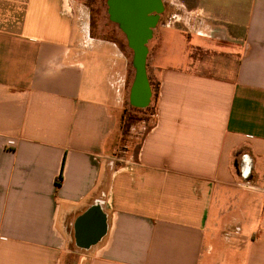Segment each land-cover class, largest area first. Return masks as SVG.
Masks as SVG:
<instances>
[{
	"label": "crops",
	"instance_id": "obj_1",
	"mask_svg": "<svg viewBox=\"0 0 264 264\" xmlns=\"http://www.w3.org/2000/svg\"><path fill=\"white\" fill-rule=\"evenodd\" d=\"M179 6L168 28L202 43L166 67L160 34L147 48L156 113L135 147L127 59L83 3L0 0V264H264V0Z\"/></svg>",
	"mask_w": 264,
	"mask_h": 264
},
{
	"label": "rangeland",
	"instance_id": "obj_2",
	"mask_svg": "<svg viewBox=\"0 0 264 264\" xmlns=\"http://www.w3.org/2000/svg\"><path fill=\"white\" fill-rule=\"evenodd\" d=\"M83 3V6L89 11L90 23H91V34L92 36L100 39H104L115 43L121 53L127 59V67L129 68V77L127 83L133 79L134 70L131 66L132 51L128 48L126 40L118 30L117 26L108 20L106 15L105 6L102 1L98 0H78ZM172 4L171 10L176 16L177 22H173L170 28L180 25L182 21L181 12L183 8L179 6L178 0H167L166 2ZM167 6V5H166ZM166 17L162 18V21H158L155 29L153 30V35L151 40L147 43V48L153 43V39L157 35L162 36L161 45L158 50V55L155 64L166 67L169 65L177 66L180 63H185L187 61V55L190 56L191 46L195 45L197 42L196 38L191 37L189 40L183 36L178 29H170L167 27L169 20L167 13ZM189 20L186 22L188 23ZM189 46V47H188ZM203 48H213L207 44L202 45ZM196 58V57H195ZM190 60V59H189ZM151 82L148 83L150 87V99L149 104L143 108H135L130 104L128 97H125L121 103V115H120V139L122 143H131L132 146H137L145 132L154 123L156 108L154 105V93L156 92V87H154V82L152 77Z\"/></svg>",
	"mask_w": 264,
	"mask_h": 264
},
{
	"label": "water",
	"instance_id": "obj_3",
	"mask_svg": "<svg viewBox=\"0 0 264 264\" xmlns=\"http://www.w3.org/2000/svg\"><path fill=\"white\" fill-rule=\"evenodd\" d=\"M109 20L124 34L128 48L132 51L131 66L134 77L130 89V104L139 109L149 104L150 88L146 78L147 43L162 10L160 0H107ZM155 13V16L149 14ZM102 226L96 208L78 218L75 235L78 242L89 244L95 232Z\"/></svg>",
	"mask_w": 264,
	"mask_h": 264
},
{
	"label": "flooded vegetation",
	"instance_id": "obj_4",
	"mask_svg": "<svg viewBox=\"0 0 264 264\" xmlns=\"http://www.w3.org/2000/svg\"><path fill=\"white\" fill-rule=\"evenodd\" d=\"M161 1V4H162V10L160 12V14L158 15V21H162V18H164V16L166 17V13L168 14V9H169V5H170V2H166L167 0H160ZM178 1H181V0H178ZM103 2V5L105 6V11H106V15L108 17V20H109V15H108V5H107V0H102ZM167 5V6H166ZM172 5V4H171ZM150 16H155L156 14L155 13H151L149 14ZM110 21V20H109ZM111 22V21H110ZM112 23V22H111ZM158 23V22H157ZM117 26V25H116ZM118 28V27H117ZM119 30V29H118ZM120 31V30H119ZM122 33V32H121ZM123 34V33H122ZM124 36V34H123ZM125 38V36H124ZM126 40V38H125ZM127 43V42H126Z\"/></svg>",
	"mask_w": 264,
	"mask_h": 264
},
{
	"label": "built area",
	"instance_id": "obj_5",
	"mask_svg": "<svg viewBox=\"0 0 264 264\" xmlns=\"http://www.w3.org/2000/svg\"><path fill=\"white\" fill-rule=\"evenodd\" d=\"M177 21H178V20H176V16L174 15L173 17H171V20L169 21L167 27H169V25L171 26V24H172L173 22H177Z\"/></svg>",
	"mask_w": 264,
	"mask_h": 264
},
{
	"label": "trees",
	"instance_id": "obj_6",
	"mask_svg": "<svg viewBox=\"0 0 264 264\" xmlns=\"http://www.w3.org/2000/svg\"><path fill=\"white\" fill-rule=\"evenodd\" d=\"M98 1H102V0H98ZM60 182H61V174L59 175L57 181L55 182V186H56V187H59Z\"/></svg>",
	"mask_w": 264,
	"mask_h": 264
}]
</instances>
